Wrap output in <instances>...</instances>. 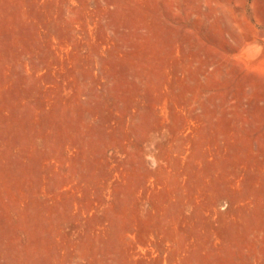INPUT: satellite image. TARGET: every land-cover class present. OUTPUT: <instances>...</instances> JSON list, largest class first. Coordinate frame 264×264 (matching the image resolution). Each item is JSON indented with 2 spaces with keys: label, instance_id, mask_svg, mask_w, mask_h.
<instances>
[{
  "label": "rangeland",
  "instance_id": "obj_1",
  "mask_svg": "<svg viewBox=\"0 0 264 264\" xmlns=\"http://www.w3.org/2000/svg\"><path fill=\"white\" fill-rule=\"evenodd\" d=\"M0 264H264V0H0Z\"/></svg>",
  "mask_w": 264,
  "mask_h": 264
}]
</instances>
